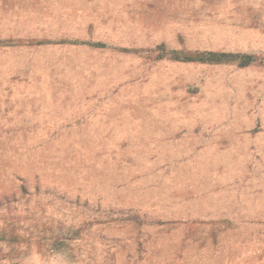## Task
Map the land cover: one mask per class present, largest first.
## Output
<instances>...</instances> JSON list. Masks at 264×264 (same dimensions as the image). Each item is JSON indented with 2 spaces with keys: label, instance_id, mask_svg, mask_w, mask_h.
Returning a JSON list of instances; mask_svg holds the SVG:
<instances>
[{
  "label": "rangeland",
  "instance_id": "1",
  "mask_svg": "<svg viewBox=\"0 0 264 264\" xmlns=\"http://www.w3.org/2000/svg\"><path fill=\"white\" fill-rule=\"evenodd\" d=\"M44 1L0 0V264H264V0H156L131 38Z\"/></svg>",
  "mask_w": 264,
  "mask_h": 264
},
{
  "label": "crops",
  "instance_id": "2",
  "mask_svg": "<svg viewBox=\"0 0 264 264\" xmlns=\"http://www.w3.org/2000/svg\"><path fill=\"white\" fill-rule=\"evenodd\" d=\"M42 10L52 19L69 26H108L109 28H128L131 38L133 27L143 26L150 3L156 0H46ZM164 1V0H161ZM51 2V5L48 3ZM99 4L98 7L96 5ZM98 10V11H96ZM96 11V13H93ZM140 12V13H139ZM47 14V13H46ZM47 16V15H46ZM64 22V23H63ZM145 25V24H144ZM117 37L120 38L118 34ZM100 47L108 41H97ZM96 43V44H97ZM112 44V42H109ZM123 51H132V42L118 46Z\"/></svg>",
  "mask_w": 264,
  "mask_h": 264
},
{
  "label": "trees",
  "instance_id": "3",
  "mask_svg": "<svg viewBox=\"0 0 264 264\" xmlns=\"http://www.w3.org/2000/svg\"><path fill=\"white\" fill-rule=\"evenodd\" d=\"M156 49L160 50L157 54L158 58L167 56L170 59L179 61H195L204 63H223L233 61L239 66H246L256 59V57L252 54L230 51L197 50L192 53H187L181 50H166L163 44L157 45Z\"/></svg>",
  "mask_w": 264,
  "mask_h": 264
}]
</instances>
